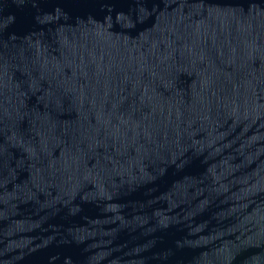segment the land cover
<instances>
[{
    "label": "water",
    "instance_id": "obj_1",
    "mask_svg": "<svg viewBox=\"0 0 264 264\" xmlns=\"http://www.w3.org/2000/svg\"><path fill=\"white\" fill-rule=\"evenodd\" d=\"M0 264H264V0H0Z\"/></svg>",
    "mask_w": 264,
    "mask_h": 264
}]
</instances>
